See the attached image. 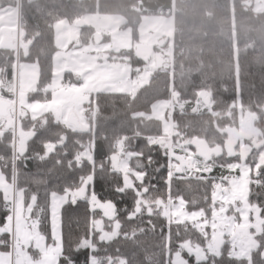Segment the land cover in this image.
I'll list each match as a JSON object with an SVG mask.
<instances>
[{"label": "trees", "instance_id": "1", "mask_svg": "<svg viewBox=\"0 0 264 264\" xmlns=\"http://www.w3.org/2000/svg\"><path fill=\"white\" fill-rule=\"evenodd\" d=\"M248 1L176 0L175 9L174 0H0V9H19V59L37 62L40 69L37 92L30 95L46 92L48 102L60 51L58 22L75 24L90 14L120 15L122 28H131L137 39L144 16H175L173 38L162 40L160 47L173 52L168 65L157 68L133 94H92L81 114L84 123L74 112L82 123L80 129L58 119L52 110L35 117L18 115L17 135L14 125L0 127L2 170L15 190L24 193L27 206L35 198L32 216L50 244L55 241L53 196H69L60 212L61 264H88L89 253L126 264H175V256L188 264H264V164L259 163L264 150V11H256ZM86 27L89 33L81 37L80 46L94 41L96 30ZM102 36L110 41V36ZM75 42L68 48L75 49ZM102 60L128 67L145 64L134 48L110 50ZM16 67L15 43L0 47V90L9 96ZM203 95L207 96L204 101ZM159 100L168 102L166 131L161 120L150 116ZM248 113L256 117L249 128L256 132L259 145L243 162L250 168L248 201L260 211L262 230L250 257L234 256L228 236L220 253L212 254L208 252L211 229L202 231L177 220L165 228V211L168 202L183 199L186 211H201L211 219L216 179L229 178L234 172L240 176L238 168H228L239 157H229L222 161L224 166L211 170L182 168L177 160L179 166L172 172L173 157L181 155L180 147L195 148L196 140L225 147L224 129L240 130ZM87 151L91 158L82 156ZM123 160L128 162L126 172L120 168ZM10 223V204L0 189V249L10 250ZM188 243L205 251L202 260L184 248ZM92 246L96 250H90Z\"/></svg>", "mask_w": 264, "mask_h": 264}, {"label": "rangeland", "instance_id": "2", "mask_svg": "<svg viewBox=\"0 0 264 264\" xmlns=\"http://www.w3.org/2000/svg\"><path fill=\"white\" fill-rule=\"evenodd\" d=\"M248 2L253 5L256 11H264V0H249ZM94 16L96 17V21H98V14L86 16L85 18L90 20L89 18ZM174 18V15L170 16L162 14L146 15L143 17L141 24L136 30L137 40L134 43V48L137 52H141L139 55L145 62L143 65L144 71H140V66L128 67L125 64H122L123 68L127 70L129 68L138 72L137 78L127 82L123 78L124 70L119 69L117 72L114 71V69L106 70L109 66V62H104L97 68V70L103 71L105 74L112 72V83L108 86L107 91L133 94L140 86L144 85L149 80V76L152 72L150 73L148 70L151 71L150 61L152 58L155 59L158 56V64L163 63L162 56L160 54H154V48L157 46L160 49L159 46L164 43L163 41L169 36L173 38V33L175 32ZM114 20L119 22L118 18ZM18 24L19 19L14 8L8 7L0 9V46H2V41L4 40L3 38L1 39L3 28L11 27L14 29L18 27ZM61 26L58 27L57 31V45L60 48V52L58 53V58L55 62V80L60 79V75L66 64H68L66 68L67 70L69 67L73 69L74 80H78L80 77V70L75 68L78 59L77 57H74L76 54L72 52L73 49L67 47V42L69 41V37L74 35V40L76 41L74 48L76 49V47L80 46V36L82 35L84 37L87 35L89 29L87 27H76V23L70 31L65 30ZM117 26L120 25L118 24ZM117 26H114L113 24L110 26L111 30L107 31H103L101 25L96 26V32L101 35L104 33L105 35L110 36V41L104 39V41L100 43L92 44V54L97 57V59H101L105 52H108L110 46H117V42L115 41L119 29ZM167 56H173L171 49ZM153 67L154 66H152V68ZM17 68L19 72V65ZM154 69L156 68L154 67ZM91 71L92 73L89 82L93 84L96 78H98L97 75L101 78V74L96 70ZM117 79L118 81H115ZM69 91V93H65L67 99L66 106L60 108L59 112H56L57 118L68 122L70 114L73 113V110H76L81 122L84 123L81 114H79V112L82 111V100L79 98L81 86L74 84ZM206 98L207 96L203 95V101ZM167 110V100H159L152 105L150 114L153 118L163 122L164 131L168 130L170 124L166 118ZM240 126V130L232 128L224 129L226 142L225 148L222 150V155L220 156L210 152L211 156L209 158L203 157L199 154L198 148L195 149L189 146H183L179 149V154L181 155H175L173 157L172 172L174 171L173 167L176 168L179 166L177 160L183 162L184 167L186 166V168L189 169L211 170L214 167H218V165L224 166L222 161L229 157L238 156L240 158L241 162H239L240 160L238 158L237 163L231 164L228 167L232 171L238 168L240 170V176H236L237 172H234L229 175L231 176L229 178H219L216 180V185L212 194L213 205L211 219L206 218V215L201 211L193 213L186 211L183 199L171 200L168 202V213L170 215V225L174 220L182 222L188 221L202 231H205L207 228L211 229L212 239L208 244V252L218 255L226 237L228 236L232 242V253L234 256L250 257L252 249L256 248L254 240L259 241L258 233L260 229L262 230L261 223L263 222V218L260 216L259 209L252 207L248 201L250 194V168L243 161L251 150L259 145V139L257 138L255 131L250 129L248 125L247 127L245 126L244 118L241 120ZM170 130L171 132L173 130L172 123L170 125ZM24 143L25 139L20 142V147L24 145ZM174 148L175 145L171 142L169 146L170 152H172ZM82 156L91 158L89 151L85 152ZM259 163L260 165L264 164V150ZM120 168L124 172L128 171V162L126 160L121 161ZM170 175H172V173H170ZM126 181L129 183L128 178H126ZM0 189L4 191L6 199L10 204V230L12 237L10 250L0 249V264H61L62 230L60 227V212L63 204L68 200L69 196H53L52 235L55 241L50 244L48 243L46 236L40 231L39 220L32 216L35 198L32 200V204L29 206L26 205L24 193L22 191H16L14 184L8 181L6 173L2 170L1 163ZM245 230H247V232ZM184 248L194 255L197 261L203 259L205 251L201 247L188 243L184 245ZM90 250H96V247L92 246ZM262 256L264 257V249L262 250ZM174 263L188 264V262L181 256H175ZM88 264H126V262L121 260L120 262L115 263L112 257L100 259L98 256L89 253Z\"/></svg>", "mask_w": 264, "mask_h": 264}, {"label": "crops", "instance_id": "3", "mask_svg": "<svg viewBox=\"0 0 264 264\" xmlns=\"http://www.w3.org/2000/svg\"><path fill=\"white\" fill-rule=\"evenodd\" d=\"M14 9L16 10L17 16L19 19L18 27H20L21 22H20L19 9L18 8H14ZM90 15H86V16H90ZM85 17H84V21L88 24V26H91L94 30H97L96 26H100V25L103 31L111 30L110 26L113 24L114 26H117L118 24L120 25V26H117L119 27L117 31L118 34L116 35L117 39L115 40L117 42V46L115 47H113V45L110 46V49L108 50V52L110 50L120 52L121 50H130L135 47L134 43L137 39L135 38L134 31L131 28H125V29L122 28V24L124 23V19L122 16L120 15H114V16L99 15L98 21H96L95 16L92 18H89L90 20H87ZM117 18L119 19L118 20L119 22H116L117 20H114ZM73 25L74 24L68 21H65V20L58 22L55 28L56 42H57L58 27L61 26L65 30L70 31L73 28ZM18 27L14 29L11 27L3 28L1 39L3 38L4 40L2 41V46L0 47H11L12 45H14V36H15V32L17 31ZM103 35L105 34L103 33ZM81 37L82 35L80 36V38ZM74 38H75L74 35L69 37V41L67 42V47L68 45H70L71 42L74 41ZM93 43H96L95 40L88 45L77 47L76 49L72 50V52L76 54L75 56L74 55L72 56L77 57L78 59V63L75 67L80 70L79 72L80 77L78 80H74V71L71 67H69L68 70L66 69L68 64L64 66V70L62 71L60 75V79L55 80V74H54V79L51 84V94L49 95V100H50L49 102L46 101V94H47L46 92H43L38 97H32V95H30V94L37 92V84H38L39 76H40V69H39L38 63L30 62L24 59L22 60L19 59L17 61V67L19 65V72H18V68L16 67L15 84L13 85V88L11 87L9 89V93H11V96H9L6 92H3L0 90V127L2 129H7L8 126L13 125L15 115L17 116V115L31 114L32 116L35 117L49 110L55 111V113L59 112L60 108H64L66 106L67 99H66L65 93L70 92L69 90L67 92L63 91L64 82L67 79L71 80L73 85L75 84V85L81 86L79 98L82 100V103H81L82 111H80L79 114H82L83 109H84V104L90 100L92 94L99 93V92H110V91H107V89H108V86L111 85L112 83V77H111L112 72L105 74L103 71L97 70V68L100 65H102L104 62H109V66L106 68V70L114 69V71L116 72L119 71V69L124 70L123 78L127 82H130V80L137 78L138 73L136 72L134 73L133 70L129 68L127 70L122 67V64H125V63L102 60V58L107 55V52H105L104 56L101 59L99 58L97 59V57H95L92 54L93 53V46H92ZM161 46H163V44L160 45L159 47ZM23 48H24L23 52H25L26 46H24ZM134 50H135L136 55L141 58V56L139 55L141 52L139 51L137 52L135 48ZM169 51H170L169 49L162 50L156 46L154 48V54L155 55L160 54L162 56L163 63L158 64V61H159L158 56L155 59L152 58V60L150 61L151 71L148 70V72L153 73L157 68L162 67V66H167L168 65L167 54L169 53ZM58 53L55 57V62H56V59L58 58ZM152 66H154L156 69H154V67L152 68ZM140 68H141L140 71H144L143 66H140ZM91 70H96L101 74V78L99 77V75H97L98 78H96L93 84L89 82V79L92 73ZM18 74H19V77H18ZM151 75L149 76V79ZM115 81H118V79ZM1 84H2V81L0 78V86ZM15 105H16V108H15ZM72 112H77V111L73 110ZM165 214H166V211H165Z\"/></svg>", "mask_w": 264, "mask_h": 264}, {"label": "water", "instance_id": "4", "mask_svg": "<svg viewBox=\"0 0 264 264\" xmlns=\"http://www.w3.org/2000/svg\"><path fill=\"white\" fill-rule=\"evenodd\" d=\"M76 26H78L80 28H84V27L88 26V24L84 21V18H81L78 21H76ZM94 40H95L96 43H100L103 40V36L100 33L96 32L94 34ZM177 98L178 97H176V99ZM255 119H256V117L254 115L248 113L245 116V126L247 127V125H248L250 128H252ZM68 123L70 125H73L77 129H80L82 127V123L80 122L79 118L77 117L76 113H74V112L70 114V117L68 119ZM222 150H223V147L222 146H216V148H213L211 150V152L213 154H216V155L220 156V155H222ZM198 152H199V154L204 155L202 153V151H201V148H198ZM89 183H90V179H88L85 182V184L83 186V191L87 188V186H88ZM170 183H171V180L168 179L167 180V184H170ZM245 231L247 232V230H245ZM117 232H118V225L116 224L114 234H117Z\"/></svg>", "mask_w": 264, "mask_h": 264}, {"label": "built area", "instance_id": "5", "mask_svg": "<svg viewBox=\"0 0 264 264\" xmlns=\"http://www.w3.org/2000/svg\"><path fill=\"white\" fill-rule=\"evenodd\" d=\"M175 2H176V0H174V8H175ZM159 12L161 13V10ZM15 43H16V53H17V56L19 57L20 51H21V46H22V43H21V29H20V27H18V29L16 31ZM71 86H72L71 82L70 81H66L64 83L63 89L64 90H68ZM17 128H18V124H17V117H16V119L14 121V129H13V132L15 133V135H17ZM15 144H16V142H15ZM164 227L169 229L170 224L168 223ZM1 244H3V242L0 240V245Z\"/></svg>", "mask_w": 264, "mask_h": 264}, {"label": "flooded vegetation", "instance_id": "6", "mask_svg": "<svg viewBox=\"0 0 264 264\" xmlns=\"http://www.w3.org/2000/svg\"><path fill=\"white\" fill-rule=\"evenodd\" d=\"M193 145L195 146V149L197 148H201V151L204 155H202L203 157H207L209 158L211 156V150L212 148H215L216 146H220V145H216V146H209L208 144L204 143V141L201 140H196ZM223 147V146H222ZM225 147H223L224 149ZM183 164V162H182ZM184 167V165H183Z\"/></svg>", "mask_w": 264, "mask_h": 264}]
</instances>
